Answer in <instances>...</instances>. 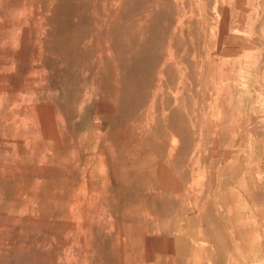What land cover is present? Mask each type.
Here are the masks:
<instances>
[{"label":"rangeland","instance_id":"1","mask_svg":"<svg viewBox=\"0 0 264 264\" xmlns=\"http://www.w3.org/2000/svg\"><path fill=\"white\" fill-rule=\"evenodd\" d=\"M0 264H264V0H0Z\"/></svg>","mask_w":264,"mask_h":264}]
</instances>
